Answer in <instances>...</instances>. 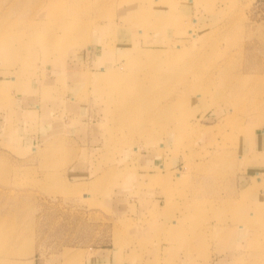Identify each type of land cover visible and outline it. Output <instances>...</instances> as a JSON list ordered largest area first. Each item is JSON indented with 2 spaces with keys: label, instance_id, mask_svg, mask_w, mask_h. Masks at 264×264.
<instances>
[{
  "label": "rangeland",
  "instance_id": "374dc122",
  "mask_svg": "<svg viewBox=\"0 0 264 264\" xmlns=\"http://www.w3.org/2000/svg\"><path fill=\"white\" fill-rule=\"evenodd\" d=\"M263 125L264 0H0V264H264Z\"/></svg>",
  "mask_w": 264,
  "mask_h": 264
},
{
  "label": "crops",
  "instance_id": "0c3cea01",
  "mask_svg": "<svg viewBox=\"0 0 264 264\" xmlns=\"http://www.w3.org/2000/svg\"><path fill=\"white\" fill-rule=\"evenodd\" d=\"M194 22H195V19H194ZM198 23H199V20H198ZM116 29L117 31L115 33L116 34L115 40L117 41L114 42L115 40H113V44H112L114 47V50H113L114 53H112L111 55L104 56L103 41L101 39L99 45H101L102 49H101V53L96 54V58H95L96 63L100 65H104V66L110 65L113 62L114 58H117L118 56H120L128 47H131L133 43L135 42V39H134L135 36L130 30L127 29V26L126 27L120 26ZM172 30L173 32L176 31L174 29ZM165 33L166 34L162 35L160 38L156 40H152V42L153 41H166L168 37L172 38L174 35V33L172 34L170 31L168 32L167 30ZM87 49L90 53L91 52L94 53L93 52L94 46H91L90 49L89 48ZM100 56L102 57L101 59H100ZM98 68H99V65H98ZM49 79L50 78L47 77L46 80H47L48 85L46 86H49L51 83ZM32 83L33 82H30L29 89L33 87ZM35 105H36L35 108L34 107L27 108L26 110L25 108H20V110H17V109L15 110L16 112H25V114L32 115L36 111H38V109L43 108L41 102L40 103L38 102ZM237 146H238V153L239 155H241V158L239 159L242 162L241 169L239 170L237 174V183H238L237 189L239 191H242L243 189L252 188L253 185L255 186V183H258L255 181L256 180L260 181L258 179V176L260 174L264 175V125L258 128H255L252 132L245 133L243 136H241L237 142ZM159 165H162V163ZM259 191L260 190L258 189L257 191L255 190L249 191L250 193L249 197H251V199H254L257 196L259 197ZM169 225L174 226L175 224L171 222ZM86 264H121V263L119 262L118 257H116V254L114 251L112 252L103 251V253L99 256L90 257V259L86 261ZM124 264H129V263H124Z\"/></svg>",
  "mask_w": 264,
  "mask_h": 264
},
{
  "label": "bare ground",
  "instance_id": "6f19581e",
  "mask_svg": "<svg viewBox=\"0 0 264 264\" xmlns=\"http://www.w3.org/2000/svg\"><path fill=\"white\" fill-rule=\"evenodd\" d=\"M150 14V19H151V22L152 23H155V24H157V23H160V22H162L164 19L162 18V16H161V14H159L160 12L157 10V8L154 6V7H152V8H140L139 6H136L135 7V13H136V15L138 14H143V15H145V14H148V13ZM135 15V16H136ZM172 15H173V13L171 14V17H172ZM158 17V18H157ZM198 22V21H197ZM197 22H196V24H197ZM141 32H142V34H145V30H143V29H141L140 30ZM186 32L188 33V34H191L192 36H195V32H194V29L192 28H188V29H186ZM181 43V42H180ZM184 44V43H183ZM139 50H141L140 52H142V51H149V50H151V47L150 48H148V47H143V48H139ZM136 59H138V58H136ZM186 66V65H185ZM193 66L194 65H192V66H190L189 68H193ZM195 70V69H194ZM143 94L142 93H139V96H142ZM150 104V103H149ZM250 132H252V131H250ZM253 134V133H252ZM255 135V134H254ZM250 136H251V134H250ZM162 149H165V145L163 146V148ZM162 169L164 168V167H161ZM158 171H160V169H158ZM161 172V171H160ZM260 176V182H264V175L263 174H260L259 175ZM249 188V187H248ZM248 190L249 189H243L242 191H241V193L244 195V194H246V193H248Z\"/></svg>",
  "mask_w": 264,
  "mask_h": 264
}]
</instances>
